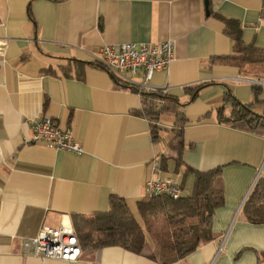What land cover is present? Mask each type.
<instances>
[{
	"label": "crops",
	"instance_id": "crops-1",
	"mask_svg": "<svg viewBox=\"0 0 264 264\" xmlns=\"http://www.w3.org/2000/svg\"><path fill=\"white\" fill-rule=\"evenodd\" d=\"M222 18L241 24L244 42L264 47V0H0V40L6 42L0 54V264H160L118 246L74 262L42 259L29 255L20 238L104 211L112 194L135 209L151 178H171L190 194L194 174L186 168L218 166L224 203L212 216L213 237L170 264L264 261V222L248 221L242 209L264 177V133L216 119L226 91L248 103L258 86L264 101V85L253 82L264 79L219 60L232 53ZM167 39L174 41L175 58L146 89L183 104L177 170L168 146L174 118L161 114L153 138L139 93L103 68L83 64L103 44ZM196 85L202 86L193 97L185 87ZM42 116L70 128L83 152L25 143L32 121Z\"/></svg>",
	"mask_w": 264,
	"mask_h": 264
},
{
	"label": "trees",
	"instance_id": "trees-1",
	"mask_svg": "<svg viewBox=\"0 0 264 264\" xmlns=\"http://www.w3.org/2000/svg\"><path fill=\"white\" fill-rule=\"evenodd\" d=\"M222 20L223 31L232 40V53L220 57L219 60L236 65L248 75L251 67L264 65V47H259L253 42H244L242 26L237 20ZM77 63L82 64L81 61ZM83 64L101 67L95 61ZM246 68L250 70L247 71ZM112 77L139 93L141 113L150 122L153 138L158 137L160 127L157 121L161 114H169L174 118V128L168 146L175 155L177 170L181 165L184 147L183 126L187 120L181 111L183 104L174 95L161 90L139 89L113 75ZM201 86L185 88L192 90L191 96L194 97ZM253 90V100L248 103H241L226 91L222 105L216 109L218 122L263 134L264 101L259 98L261 88L254 86ZM227 103L228 108L225 107ZM258 105L261 106L260 111L255 109ZM166 159L161 157L160 160V167L164 170L167 169L164 165ZM186 171L194 174L190 194L182 193L176 198L147 195L135 201L134 210L123 197L112 194L106 210L95 211L78 220L72 219L71 224L81 247V257L104 247L118 246L160 264H170L194 251L200 243L211 240L212 216L215 209L224 203L223 187L219 178L221 168L218 166L199 171L187 167ZM180 187L182 189L181 184ZM242 209L248 221L264 222V177L257 178L242 204ZM260 264H264V261Z\"/></svg>",
	"mask_w": 264,
	"mask_h": 264
},
{
	"label": "built area",
	"instance_id": "built-area-1",
	"mask_svg": "<svg viewBox=\"0 0 264 264\" xmlns=\"http://www.w3.org/2000/svg\"><path fill=\"white\" fill-rule=\"evenodd\" d=\"M6 42L0 40V54L4 53ZM175 58L174 41L157 43L125 42L103 44L91 56L104 70L122 82L146 88V83L157 71H167ZM140 78V79H139ZM264 85V81L253 80ZM30 137L25 143L41 142L49 149H61L75 154L83 152L82 144L70 128L61 127L49 116L33 120ZM157 170V167L155 168ZM148 195H167L173 198L182 195L180 184L171 178H151L145 182ZM21 245L29 255L42 259H58L74 262L81 257V247L71 224L58 227L42 226L33 236L20 238Z\"/></svg>",
	"mask_w": 264,
	"mask_h": 264
},
{
	"label": "rangeland",
	"instance_id": "rangeland-1",
	"mask_svg": "<svg viewBox=\"0 0 264 264\" xmlns=\"http://www.w3.org/2000/svg\"><path fill=\"white\" fill-rule=\"evenodd\" d=\"M246 69H247V71L250 70V68H246ZM249 75L254 76V77L255 76L261 77V79H264V65H255L254 67H251ZM188 190H189L188 187H186V189L183 192L186 194V193H188ZM133 210H134V208H133ZM92 253L93 252L85 254L81 258L85 259V258L94 257V254H93V256L91 255Z\"/></svg>",
	"mask_w": 264,
	"mask_h": 264
},
{
	"label": "water",
	"instance_id": "water-1",
	"mask_svg": "<svg viewBox=\"0 0 264 264\" xmlns=\"http://www.w3.org/2000/svg\"><path fill=\"white\" fill-rule=\"evenodd\" d=\"M205 6H207V2L205 1ZM207 8V7H206Z\"/></svg>",
	"mask_w": 264,
	"mask_h": 264
}]
</instances>
